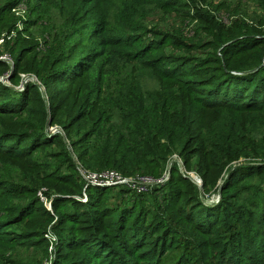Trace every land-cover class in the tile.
Here are the masks:
<instances>
[{"label": "trees", "instance_id": "trees-1", "mask_svg": "<svg viewBox=\"0 0 264 264\" xmlns=\"http://www.w3.org/2000/svg\"><path fill=\"white\" fill-rule=\"evenodd\" d=\"M14 3V0H9L5 6L9 8ZM111 4V16L106 17L95 31V34L102 31L106 40L104 45L100 44L103 46L101 51L92 52L85 58L78 56L69 66L64 63L58 68L59 72L65 71L71 78L80 77L82 73L99 74L91 87L96 91L95 98L102 102L98 111L102 113L105 110V117L112 115L102 117L105 118V124L99 123L98 127L88 129L87 137L82 139L87 142L92 133L103 136L102 142L88 143L82 149L93 151L100 157L99 162L90 165H105L112 159V165L122 168L124 172L118 169L122 174L129 175L126 172L131 173L136 169H130L132 165L143 161L161 164L171 152L177 151L183 157L181 159L185 168L189 165V169L198 171L203 192V186H213L219 174L226 172L220 189L227 190L239 182L240 188L236 189L238 194L233 198L223 195L220 203L215 205L206 206L202 202L193 204V207H197L196 228L201 233V238H196L197 244L217 252L220 249L217 262H223V257L229 264H264V188L260 186V180L241 183L252 174L258 179L264 174V34L251 32L248 24L239 18L233 19L231 27H224L215 15L201 8V28L210 31L213 26L214 34L212 41L201 43L199 59L200 54L193 49V42L197 41L198 36H187L183 33L184 27L181 28L184 26L183 18L189 15L187 9L192 7L189 0H135L134 3L111 0ZM194 9V15L198 17L200 9ZM157 15L165 16L166 21L174 19L177 26H172L170 30L158 29L156 24L149 22ZM95 55L106 56L100 62H108L109 65L120 60L126 69L130 67L129 72L132 69L134 71L127 74L117 87L104 84L100 71L92 72ZM200 61L201 64L198 63ZM6 66L5 62L0 61V69ZM139 71L156 78L154 88L148 90L141 87L137 80ZM79 85L82 84L79 82ZM37 90L36 85L31 83L19 90L0 81V213H3L0 215V241L6 243H43L45 236L42 225L37 228L14 226L21 220L23 223L31 212L52 220L54 218L41 206L36 195L38 187L15 182L19 176L15 171L16 161L23 160L30 148L41 142L46 134L43 133L46 109L50 107L52 113L50 124H55L56 119L67 130L69 126L88 117L87 113H78L82 107L71 115V112H64L58 102L52 101L49 106L45 105ZM112 90H115L114 99L103 95L106 92L111 94ZM31 101L37 103L36 108L30 104ZM83 104L79 103L80 106ZM32 110L37 111L36 117L30 115ZM58 112L66 116V121L56 118ZM61 143L63 161H58L56 165L49 161L45 165L36 161L40 170L49 168L50 174L56 179L65 181L71 178V188L59 193L63 196L50 198L49 193H44L51 199L53 213L57 215L53 229L58 237V253L51 264H101L94 260V252L108 256L110 264H126L132 255L157 264L161 248L172 242V231L180 228L179 221L187 225L186 221L172 219L169 223L157 224L155 236H149L147 229L153 227L151 223L132 218L129 226L124 224L133 202L123 203L116 214L117 229L124 231V234H114L101 217L105 211L119 207L115 205L119 203V194L124 192L131 194L132 201L136 196L149 192L159 193L166 208L169 205L166 202H173L179 193L178 188L168 185L172 178L176 176L177 180H189L180 173L176 160L171 163L168 180L138 192L143 194L126 187L114 192L113 187L90 186L87 189V201L82 202L72 197L74 194L81 195L83 186L74 156L66 150L64 142ZM193 152L196 155L190 159L188 154ZM39 154L37 152V157ZM240 158H249L248 161L253 162L233 167ZM60 162H66L67 169L57 174L61 168L58 167ZM82 164L91 170L104 169ZM37 179L41 180L39 177ZM189 181L193 189L196 188L200 195L204 194L193 181ZM17 193H26L24 203L10 201L6 203L7 207L1 206L2 198ZM104 195L108 198L102 203ZM63 204L66 207L61 209ZM181 207L187 209L188 206ZM59 209L61 211L58 213ZM182 214L187 219L192 216L188 211ZM66 221L81 222L83 225L64 229L62 224ZM218 228L224 229L222 233H227L229 240L213 246L211 242L217 240L205 239L203 235H210ZM174 244L172 242L173 247ZM79 248L83 249L79 255L81 258L73 263H63V258L69 252L63 253L61 250Z\"/></svg>", "mask_w": 264, "mask_h": 264}, {"label": "rangeland", "instance_id": "rangeland-1", "mask_svg": "<svg viewBox=\"0 0 264 264\" xmlns=\"http://www.w3.org/2000/svg\"><path fill=\"white\" fill-rule=\"evenodd\" d=\"M8 1L9 0H0V38H5L2 45H0V51L6 52L12 62L14 61V64L16 61V64L14 65L5 62L9 67L6 66L5 68L0 69V77L7 76L5 85L10 88L22 90L25 88L26 84H35L36 89H38V94L45 105L49 106L52 101L58 102L62 107V110L64 112H71V115L76 113L79 107H82L81 111L78 113L84 112L88 114V117L69 126L70 128L67 130L64 128L65 126H62L56 119L55 124H50L52 113L50 107H48L46 109V116H44L43 120L46 123L44 127L45 129L43 130L45 132L43 133L46 134L43 136V139L39 138V140L42 139L41 142H37L30 148V151L27 152L23 160L16 161L17 167H15V171L19 176L15 182L18 184L22 183L38 187L36 189V195L42 203L41 206H44L46 210L53 214L54 218L52 220L41 215H34L31 212V214L25 218L29 219L28 222H25L26 220L24 219L23 223H21V220L19 223L15 224L16 226L14 227L27 226L31 228H37L42 225V231L46 237H44L45 241L41 244L31 242H22V244H20L21 242L6 243L5 241H0V245L2 246L0 249V264H51V262L53 263L57 258L58 249L56 243L58 242V237L53 229V225L57 220V215L53 213L50 198L54 196H63L59 193L65 192L71 188V183H69L71 178L65 181L56 179L50 174L49 171L51 170L49 168L46 167L45 169L40 170L36 161L42 162L43 165H45L46 161L54 163V165H56L58 161H63V144L61 143V141H63L67 147V149L66 147L65 149L74 156L76 168L83 166L82 163L90 165V163H94L95 161L99 162L100 157L94 154L93 151H83L82 149L88 143L102 142L103 136L100 135L99 137V135L92 133L89 135L87 142H84L82 139L87 137L88 133L86 131L88 129L92 130L93 128L98 127L99 123L105 124L103 120L112 115L109 114L105 117V110L102 113H99L98 111L99 105L102 102L95 98L96 91L91 88L95 77L99 75L98 73L94 72L96 74L92 75L82 73L80 74V77L77 76L76 78H71V76H68L65 71L59 72L58 68L64 63L69 66L73 59L78 56L85 58L92 52L96 53L97 51H101L103 46L100 44L104 45L106 40L102 31L97 32V34H95V31L97 27L105 21L106 17L111 16L109 15V9L113 5L111 4V0H14L15 3L12 6L9 5L10 7L7 8L5 4ZM122 2L134 3L135 0H122ZM189 5H192V7L187 9L189 15L183 18L182 25L184 26H181V28L184 27L183 33L187 36L194 34L198 36L197 41L194 40L193 42V45L195 46L193 49H196L200 54L199 59H201V46L203 45L201 43H205V41L208 40L212 41L214 34L213 26L210 31L206 28H201V8L205 9V12L215 15V18L225 25L224 27H231L233 19L239 18L248 24L251 32L255 31V33L258 34L259 32L264 34V0H189ZM194 8L200 9L197 13L198 17H195L194 15L196 13L194 12ZM164 19L165 16L159 17V15H157L154 19L149 20V22L156 24L155 26L160 30H170L177 26V21L174 19L173 21H166ZM209 21L212 22L214 19H209ZM204 25L211 27L209 23H205ZM95 57V64L92 72L99 70L104 84L117 87L119 82H122L127 74H131L134 71V69H132L133 71L129 72L130 67L126 69L125 66L121 65L122 61L120 60L115 61V64L109 65L108 62H100L106 56L95 55ZM77 59L78 58H76V60ZM88 60L91 61L89 58ZM198 63L201 64V61ZM11 72H13V76L11 75ZM52 74L56 76L54 77ZM137 77L141 87L148 90L154 88L156 84L155 77H148L144 72L140 71L138 72ZM23 80L26 81L22 82ZM79 82L82 85H79ZM114 94L115 90H112L111 94L106 92L103 95H108L114 99ZM52 96L55 97L51 99ZM86 99L88 100L87 102H85ZM93 101H96V103H93ZM80 102H83L84 104L80 106ZM30 104L34 108L37 107L36 102L31 101ZM53 113L55 115V112ZM30 115L36 117L38 113L36 110H32ZM102 117L105 118L101 119ZM56 118L64 119V121L67 119L66 116L61 115L60 112L56 114ZM52 135L56 136L51 137ZM37 152L40 153L38 157ZM195 155L194 152L189 153L188 157L192 159ZM181 157L182 156L179 155V152L173 151L164 163L159 164L158 162H152L151 164L148 161H143L138 165H132L130 167V169L136 168L133 172L128 173L125 171L126 174H129L126 176L158 175L157 177H160L168 171L170 175L171 163L176 160L181 174L183 170V176H186L191 180L187 171L184 170L187 168L186 170L196 173L201 178L198 171L189 169V165L185 168ZM248 159L249 158L238 159L234 162L233 167L239 164L253 162H249ZM66 165V162H60L58 167L61 168L57 174L65 171L67 169ZM90 166L97 169L111 168L124 172L122 168L119 169L112 165V159L108 160V163L105 165ZM46 174H49L50 176ZM226 174V172L219 174L213 186H203L205 192L201 189V179V184L197 187L202 193H204L202 195H200V192L198 193L196 188H192L193 185L188 179L177 180V177L174 176L168 185L178 188L179 193L173 202H166L169 203L166 208L164 204L165 201L159 193L153 194L149 192L143 194L137 192L138 194L143 195L136 196L133 201L131 200V194L125 192V194L121 193L118 196L119 203L115 205V207H119L113 208V210L103 211L104 216L101 217V219L104 223L108 224V227L110 230L114 231V234H124V231L117 229L118 222L116 220V214L120 211V207L123 206V203L133 202L131 203L133 207L125 216L124 224L129 226L132 218L138 221H143L144 223H151L153 224V227L151 226L150 229H147L149 236H152L153 234L155 236V230L158 229L157 224L161 225L167 222L169 223L172 219L184 220L187 223V225H185L182 221H179L180 228L174 229L171 236L172 242L175 243L174 247L171 241L167 243L166 240L165 242L167 244L161 248V255L158 256L160 257V260L157 264H229L227 259L223 257V262H217L220 258V249L219 252H217L216 250L206 248L203 245L201 247L198 246L196 238H201V233L198 232L196 228L197 221L195 211L197 207H193V204L197 202L200 204L202 202L203 205L206 206L215 205L218 202L220 203L223 195L228 198L235 197L238 194L236 189H239L241 185L239 182L234 186L229 187L227 190L222 191L220 189V185H222L226 178ZM37 177L41 178V180H38ZM260 177L261 179H258L257 176L252 174L250 178L243 180L241 183L243 184V182L249 180H254V182L260 180V186L262 185L264 188V174ZM113 188V191L116 192L120 187L114 186ZM45 192L49 193L50 198L44 194ZM25 195L26 193H17L13 194V196L2 198L1 206L3 208L7 207L6 203H9L10 201L22 204L26 201ZM76 195L77 194H74L72 197L82 201L80 195ZM246 195L247 193L244 196ZM104 196L105 197L101 201L102 203H105L106 201L107 196ZM194 197H197L199 200ZM211 200L214 201L212 202ZM107 201L111 202L110 199ZM48 204H50V206H48ZM182 205L188 206L187 209L181 207ZM65 207L66 204H63L61 209H64ZM61 209L58 210V213ZM201 210L203 211L204 209ZM34 211L35 210H33V212ZM186 211L190 214L192 213V216L189 219L182 214ZM2 214L3 213H0V215ZM164 217L165 220H163ZM81 225H83L81 222L72 223L70 221H66L62 224L64 229H68L71 226L76 227ZM185 227L187 230H185ZM223 230L224 229L222 228H218L216 232H213L210 235H203V237L205 239L213 238L217 240V242H211V245L217 246L218 244L229 240L228 234L222 233ZM50 233L56 238V241L52 244V249L49 248L50 242L46 236V234ZM61 251H63V253L66 251L69 252L68 256L63 258V263H73L72 261L81 258L79 255L82 254L83 249L79 248L76 250ZM92 255L95 257L94 260L101 262V264L111 263L109 262L111 259L104 254L98 255L94 252ZM152 255H154V251ZM127 261L126 264H129L132 261L136 262V264H152L151 261L142 260L135 255L130 256Z\"/></svg>", "mask_w": 264, "mask_h": 264}, {"label": "built area", "instance_id": "built-area-1", "mask_svg": "<svg viewBox=\"0 0 264 264\" xmlns=\"http://www.w3.org/2000/svg\"><path fill=\"white\" fill-rule=\"evenodd\" d=\"M4 40H5L4 37L0 38V45H2ZM0 61L13 64L9 55L6 52H2V51H0ZM6 77L7 76L0 77V81L4 84L7 79ZM26 80H23L22 82ZM77 171H78L79 178L82 180V183H83L82 191L80 195V199L82 201L87 200V189L90 186H97V187L119 186V187H126L136 192H143L149 189L153 185L163 184L169 176V171H168V172H165L164 175L157 177V178L148 176V175L130 177V176H126L122 174L121 172L115 169H111V168L100 169L98 171H94V170L85 168L83 166L77 167ZM187 173L190 176V179L197 186H200L201 178L194 172L187 171ZM182 174H183V170H182ZM211 201L213 202L214 200H211ZM48 206H50V204H48ZM46 236L50 242L49 248L52 249V244L54 241H56V238L55 236H53L52 233L46 234Z\"/></svg>", "mask_w": 264, "mask_h": 264}]
</instances>
